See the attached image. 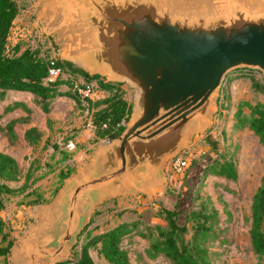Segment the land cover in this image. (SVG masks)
I'll list each match as a JSON object with an SVG mask.
<instances>
[{"label":"water","instance_id":"95a60500","mask_svg":"<svg viewBox=\"0 0 264 264\" xmlns=\"http://www.w3.org/2000/svg\"><path fill=\"white\" fill-rule=\"evenodd\" d=\"M45 1L73 34L66 59L136 89L124 130L99 143L47 206L36 228L46 242L28 243L31 258L53 259L69 250L98 204L149 192L152 181L163 185L165 162L190 142L191 126L209 124L230 71L264 73V0Z\"/></svg>","mask_w":264,"mask_h":264},{"label":"rangeland","instance_id":"374dc122","mask_svg":"<svg viewBox=\"0 0 264 264\" xmlns=\"http://www.w3.org/2000/svg\"><path fill=\"white\" fill-rule=\"evenodd\" d=\"M18 2L21 10L12 28V43L19 41L23 48L41 45L43 52L62 58L73 53L75 46L71 30L59 24L47 10L45 0ZM252 76L264 79V73L258 68L242 67L230 71L214 97L215 109L209 124L189 128L190 142L184 148L192 146L194 151L191 164L183 176L173 180L170 178V158L164 165L166 177L161 187L156 189L152 181L153 186L149 192L143 189L136 195L113 196L98 204L69 250L53 259L38 255L31 258L27 250L28 243L46 242L41 240L36 228L45 220L47 206L57 196L65 181V178L61 179V174H77L85 169L99 143L108 139L98 138L91 125V115L69 97L57 101L49 113L32 102L33 112L28 121L21 119L27 113L20 109L0 118V149L13 155L23 172L31 171V180H36L26 190L7 196L2 215L8 222L14 241L9 254L0 257V264H54L58 260L75 258L89 231L96 234L122 221L135 220L138 226L122 240V246L128 250L132 263L171 264L164 257L152 259L146 255L149 241L140 234L141 230L146 224L165 223L157 214L160 207L177 208L180 212L179 221L184 222L186 212L197 204L198 192L211 195L216 200L221 209V226L226 228L221 232V237H225L226 241L220 243L217 239L211 248L214 250L212 264H255L257 258L250 247L248 218L252 196L264 174V144L252 130L238 131L232 128L234 111L239 102H264V93L254 89ZM67 77H71L69 73L63 76ZM75 80L86 82L81 75H75ZM92 82L97 84L96 80ZM122 83L126 96L134 104L136 89L127 81ZM60 88L63 91L69 89L66 83H61ZM104 95L100 93L94 98ZM20 96L28 100L31 98L23 94ZM11 119L18 120L15 123L16 137L10 136L7 130V123ZM29 127H36L41 132V140L37 144H29L24 139V133ZM226 148L234 150L239 171L236 180L204 173L206 165L217 152L225 151ZM24 180L22 177L11 181L10 185L18 188ZM91 254L97 264H110L97 250H91Z\"/></svg>","mask_w":264,"mask_h":264},{"label":"trees","instance_id":"16d2710c","mask_svg":"<svg viewBox=\"0 0 264 264\" xmlns=\"http://www.w3.org/2000/svg\"><path fill=\"white\" fill-rule=\"evenodd\" d=\"M21 6L18 0H0V118L15 110L27 113L21 119L28 121L33 106L26 98L46 113L51 112L55 103L69 97L77 101L91 115L99 139L111 140L117 137L125 128L133 109V102L126 96L123 83L108 81L99 73L91 74L82 66L66 58L53 56L56 65L62 68V73L53 82L47 83L52 57L43 52L41 45L23 48L21 42L12 43V28ZM65 73L71 77L63 78ZM75 75H81L86 82L79 83ZM97 81V84L92 82ZM61 83L68 84L69 89L61 90ZM92 83L105 95L94 98L84 96L75 89V85ZM252 85L258 92L264 93V79L252 76ZM13 95L15 97L13 98ZM227 99L230 97L227 95ZM11 119L7 123L10 136L16 137L15 123ZM232 128L234 130L250 129L264 144V102L241 101L234 111ZM24 139L29 144H37L41 140V132L36 127H29L24 133ZM71 172H63L61 179ZM205 174L220 178L236 180L239 175L238 163L234 150L226 148L206 165ZM25 178L24 183L14 188L11 181ZM31 171L24 173L18 160L8 152L0 149V257H6L13 245V237L8 222L2 215L7 196L29 188L35 182ZM229 188V187H227ZM197 204L188 210L184 222L179 221L177 208L160 207L158 215L165 223L146 224L141 235L149 241L145 249L148 257L154 259L164 257L171 264H212L214 241H226L221 237L225 227L221 226V209L211 195L197 193ZM39 201V200H37ZM250 221V247L255 253V264H264V174L259 186L252 196ZM230 216V212L228 211ZM137 220L122 221L117 225L96 234L88 232L75 258H67L55 264H97L91 250H97L110 264H133L128 250L122 246V240L137 227Z\"/></svg>","mask_w":264,"mask_h":264},{"label":"built area","instance_id":"2783aa9c","mask_svg":"<svg viewBox=\"0 0 264 264\" xmlns=\"http://www.w3.org/2000/svg\"><path fill=\"white\" fill-rule=\"evenodd\" d=\"M50 59L51 65L49 68V74L45 79L47 83L53 82L62 73V68L56 65L53 56L50 57ZM75 89H77L78 92L84 96H97L99 94V90L92 83H87L85 85L76 84ZM193 151L194 147L190 146L188 148L182 149V151H180L176 156L171 158L168 167V175L172 180L185 174V171L191 164Z\"/></svg>","mask_w":264,"mask_h":264},{"label":"crops","instance_id":"0c3cea01","mask_svg":"<svg viewBox=\"0 0 264 264\" xmlns=\"http://www.w3.org/2000/svg\"><path fill=\"white\" fill-rule=\"evenodd\" d=\"M100 93H104V91H103V90H102V91H99V94H100ZM99 94H98V95H99ZM102 95H103V94H102ZM14 97H15V95H13V98H14ZM21 97H22V96H21ZM28 97H29V96H28ZM93 97H94V96H93ZM22 98H23V97H22ZM27 100H28V99H27ZM28 101L30 102V104L32 103V102L30 101V99H29ZM31 105H32V104H31ZM13 112H14V111H13ZM91 125H92V124H91Z\"/></svg>","mask_w":264,"mask_h":264}]
</instances>
